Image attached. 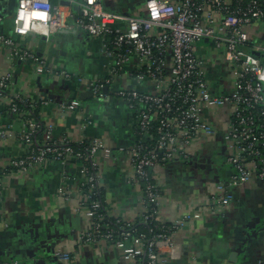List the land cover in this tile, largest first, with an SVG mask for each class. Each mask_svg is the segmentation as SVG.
<instances>
[{"label": "built area", "instance_id": "1", "mask_svg": "<svg viewBox=\"0 0 264 264\" xmlns=\"http://www.w3.org/2000/svg\"><path fill=\"white\" fill-rule=\"evenodd\" d=\"M64 1L77 6L75 25L100 41L103 55L110 61L102 66L101 77L84 79L63 69L49 68L43 58L1 33L0 46L8 49L11 60L27 62L36 77L75 81L81 91L90 92L97 101L110 97L120 100L133 119L132 141L116 148L99 136L55 141L52 124L43 123L41 128L32 119L21 120L18 139L26 152L0 166L1 175L9 174L3 172L4 167L13 169L10 173L15 175H26L50 163L73 169L77 211L85 218V228L74 238L76 246L103 241L119 250L127 264H161L164 253L178 254L173 234L208 214L203 207L224 209L232 201L229 187L244 184L252 176L264 181V65L250 51L245 29L255 23L264 26V0H147L142 15L109 12L103 0ZM69 18L72 12L68 7L49 0H18L12 32L17 37L29 33L48 37L69 29ZM198 43L209 44L213 58L202 57L197 52ZM258 50L264 56V47ZM11 79V71L0 73V102L17 116L20 111L8 97ZM80 104L74 99L61 104V108L74 113ZM24 115L29 116L27 112ZM83 121L82 129L90 124L89 120ZM5 136L0 131V140ZM217 137L224 145V162L233 169L227 184L212 186L208 199L200 204L202 212L188 205L179 208L177 219L161 220L157 171L173 162L187 163L202 143ZM71 144L82 149H74ZM114 151L126 156L141 191V202L134 219L112 213L116 221L128 226L137 217L160 224V232L151 237L123 232L110 244L112 232L101 231L104 225L95 216L100 203L93 199V190L103 187L100 160L112 162ZM57 194L70 199L62 188ZM168 224L170 227L165 229ZM53 257L58 262H70L78 258L77 248H57ZM0 264L17 263L0 260Z\"/></svg>", "mask_w": 264, "mask_h": 264}, {"label": "crops", "instance_id": "2", "mask_svg": "<svg viewBox=\"0 0 264 264\" xmlns=\"http://www.w3.org/2000/svg\"><path fill=\"white\" fill-rule=\"evenodd\" d=\"M49 1L71 10L69 29L65 30L68 33L55 32L48 37L37 33L23 37L13 35V18L7 21V14L13 9L16 11L18 0H0V28L20 48L43 58L49 68L63 69L84 79L101 77L102 66L110 61L103 55L100 41L75 25L77 6L64 0ZM146 1L103 0V7L113 13L142 15ZM247 33L252 46L250 51L253 55L260 54L258 48L264 47V26L255 23L247 28ZM197 52L206 59L213 58L209 44L198 43ZM259 58L264 65V56L260 54ZM4 71L12 73L8 97H20L33 103L43 98L39 118L42 123L53 125L55 141L99 136L112 148L132 141L133 119L120 100L110 97L96 102L92 98L80 101L81 108L74 113L66 112L61 104L79 100L78 83L64 80L63 88L56 87L50 83L54 80L51 76L43 75L38 86L39 77L32 73L30 65L11 60L8 49L0 46V73ZM92 100L99 107L91 104ZM81 114L85 116L79 120ZM84 119L90 124L82 129ZM21 120L0 102V131L6 134L5 139L0 140L1 167L6 166L10 158L26 152L18 139ZM99 163L105 201L118 216L134 219L141 191L132 178L126 156L114 151L112 162L100 160ZM157 173L161 182L159 218L170 222L180 217V207L195 205L196 210L201 209L200 204L208 199L212 186L227 184L233 169L224 162V145L217 137L202 143L187 163L173 162ZM75 182V171L56 163L26 175L0 176V259L17 264H127L119 250L103 241L77 247L78 258L70 262L54 259L53 252L57 248L76 250L74 238L85 228L82 214L73 207L74 202H78V195L72 189ZM59 188L69 194V200L58 196ZM229 192L230 205L224 209L211 205L202 219L173 234L178 254L164 253L161 264H260L264 260V181L252 176L244 184L229 187Z\"/></svg>", "mask_w": 264, "mask_h": 264}, {"label": "trees", "instance_id": "3", "mask_svg": "<svg viewBox=\"0 0 264 264\" xmlns=\"http://www.w3.org/2000/svg\"><path fill=\"white\" fill-rule=\"evenodd\" d=\"M12 11H15L14 9ZM0 33L5 35V32L3 29L0 28ZM6 36V35H5ZM8 37V36H6ZM61 87V86H56ZM20 98V97H19ZM43 98H41L42 101ZM12 103L16 105L20 113H18L17 116H19L23 121H28L29 119L34 120L39 126L42 128L43 123L41 122L39 118V113L41 110V101L38 102H30L29 100H25L23 98L18 99L16 97L11 98ZM8 108V107H7ZM27 112L29 116L24 115V113ZM40 134V131L34 136V138H38ZM71 146L74 149H82L80 145L77 144H71ZM13 169L4 167L3 172L7 173V171L10 173ZM1 176V172H0ZM83 191H86V188H83ZM95 195L93 199L97 200L100 203L99 209L96 211L95 216L99 222H101V226L104 225V229H101V231H107L110 230L113 234L112 241H110V244H113L116 240L119 239V234L123 232H131L132 235H137L139 233H145L147 237H151L152 235L159 233L161 230V225L156 223L155 221H146L143 222L139 217H137L132 225H127L126 222L123 221H116V218L114 217V214L112 213L111 207L107 204V202L104 199V188L99 186L96 187ZM167 227H170V224L165 226V229ZM77 248V246H76ZM75 248V249H76ZM3 260V259H0Z\"/></svg>", "mask_w": 264, "mask_h": 264}, {"label": "water", "instance_id": "4", "mask_svg": "<svg viewBox=\"0 0 264 264\" xmlns=\"http://www.w3.org/2000/svg\"><path fill=\"white\" fill-rule=\"evenodd\" d=\"M12 13H13V17H14L15 11H12ZM59 33H68V32L63 30V31H59ZM254 56L259 57L260 54L259 53H254ZM50 83H51V85H56V86H61V87L64 84L63 80H57V81L52 80V81H50ZM37 85L40 86L39 85V79L37 80ZM52 87H54V86H52ZM64 87H67V89H68V86L64 85ZM78 99H79V101L84 102V101L92 99V96H91L90 92L81 91V92L78 93Z\"/></svg>", "mask_w": 264, "mask_h": 264}, {"label": "rangeland", "instance_id": "5", "mask_svg": "<svg viewBox=\"0 0 264 264\" xmlns=\"http://www.w3.org/2000/svg\"><path fill=\"white\" fill-rule=\"evenodd\" d=\"M12 18H13V13H12V11H9V13L7 14V21H10L11 22V20H12ZM246 29V31H247V28H245ZM59 70V69H58ZM38 79H40V77L38 78ZM94 100H96L95 98H93ZM94 100H92L91 102V104H94V105H96L97 107H99L98 106V104L97 103H95V101ZM96 102H97V100H96ZM81 103V102H80ZM101 103V102H100ZM81 105V104H80ZM83 106H85L84 104H83ZM101 107V106H100ZM85 114V113H84ZM84 114H81L80 116H79V120H81V118H83L85 115ZM214 129L216 130V127H214ZM102 183V182H101ZM73 190H75V192H76V185L72 188ZM213 190V189H212ZM73 207L74 208H76L77 207V201H76V204H75V202H74V205H73ZM200 212H202V210L201 209H198ZM207 210H208V208H207ZM85 219V218H84ZM75 242V241H74ZM76 244V243H75ZM63 249V248H62Z\"/></svg>", "mask_w": 264, "mask_h": 264}, {"label": "bare ground", "instance_id": "6", "mask_svg": "<svg viewBox=\"0 0 264 264\" xmlns=\"http://www.w3.org/2000/svg\"><path fill=\"white\" fill-rule=\"evenodd\" d=\"M34 17H38V16H40L41 18H43V16L42 15H39V14H32ZM26 21H27V19H26Z\"/></svg>", "mask_w": 264, "mask_h": 264}]
</instances>
